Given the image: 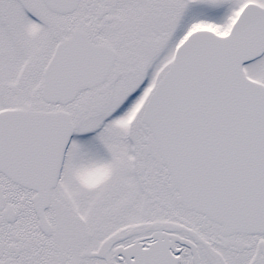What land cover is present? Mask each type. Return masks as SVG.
<instances>
[{
    "label": "snow or ice",
    "instance_id": "6c2138e0",
    "mask_svg": "<svg viewBox=\"0 0 264 264\" xmlns=\"http://www.w3.org/2000/svg\"><path fill=\"white\" fill-rule=\"evenodd\" d=\"M0 264H264V0H0Z\"/></svg>",
    "mask_w": 264,
    "mask_h": 264
}]
</instances>
